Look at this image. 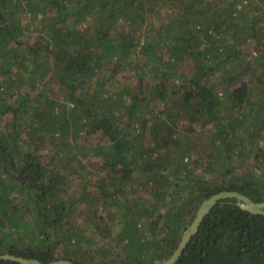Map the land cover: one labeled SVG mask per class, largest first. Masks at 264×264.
<instances>
[{
	"label": "trees",
	"instance_id": "obj_1",
	"mask_svg": "<svg viewBox=\"0 0 264 264\" xmlns=\"http://www.w3.org/2000/svg\"><path fill=\"white\" fill-rule=\"evenodd\" d=\"M223 190L264 201V0H0V254L159 264ZM174 264H264V214Z\"/></svg>",
	"mask_w": 264,
	"mask_h": 264
},
{
	"label": "water",
	"instance_id": "obj_2",
	"mask_svg": "<svg viewBox=\"0 0 264 264\" xmlns=\"http://www.w3.org/2000/svg\"><path fill=\"white\" fill-rule=\"evenodd\" d=\"M225 198H236L237 204L243 210H247L251 213L256 214H264V201H252L250 198L236 190H223L218 193L212 194L210 197L204 199L200 203L192 221L185 227V229H183L178 245L174 249L172 254L167 259L161 261L159 264H174L182 254L191 237L198 231V228L205 215L218 201ZM1 259L14 260L16 262H19L20 264H77L65 259H59L51 261L49 263H43L35 258H26L10 253L0 254V260Z\"/></svg>",
	"mask_w": 264,
	"mask_h": 264
},
{
	"label": "rangeland",
	"instance_id": "obj_3",
	"mask_svg": "<svg viewBox=\"0 0 264 264\" xmlns=\"http://www.w3.org/2000/svg\"><path fill=\"white\" fill-rule=\"evenodd\" d=\"M90 177H91V176H90ZM93 177H94V176H93ZM78 180H79V179L76 177V178L74 179V181H75L74 184H77Z\"/></svg>",
	"mask_w": 264,
	"mask_h": 264
}]
</instances>
